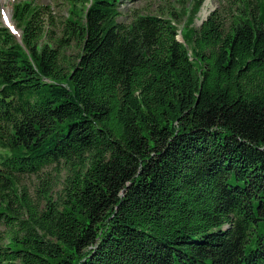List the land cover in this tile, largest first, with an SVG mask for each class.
Instances as JSON below:
<instances>
[{"label":"trees","instance_id":"obj_1","mask_svg":"<svg viewBox=\"0 0 264 264\" xmlns=\"http://www.w3.org/2000/svg\"><path fill=\"white\" fill-rule=\"evenodd\" d=\"M65 1L0 18V264H264V0Z\"/></svg>","mask_w":264,"mask_h":264},{"label":"rangeland","instance_id":"obj_2","mask_svg":"<svg viewBox=\"0 0 264 264\" xmlns=\"http://www.w3.org/2000/svg\"><path fill=\"white\" fill-rule=\"evenodd\" d=\"M15 1L18 0H0V18L1 21L9 27L14 32V35L17 39L21 38V31L16 27L15 22L12 19V5ZM37 3L40 4H48L51 6L53 13L58 15L66 14L69 10L67 8V4L65 0H35ZM184 1V2H181ZM195 0H122L119 4L120 15L118 16V20L122 22H129L134 15V13H158L159 11L166 10L169 7L172 9H177L176 11L179 12L182 10V7L185 6L189 8V6ZM239 0H202L201 4L197 9V13L194 18V22L190 24H184L186 17L180 20V24L178 27V36L182 38V34H186L192 27L199 26L201 21L206 19L209 13L220 7L223 4L224 6L221 8V11L225 12L224 7L228 2L231 4L239 3ZM5 11L10 16V20L14 23L15 28L17 30V34L15 31L9 26V23L6 19ZM203 11L205 14H203ZM187 14H189V9L187 10ZM12 32V33H13ZM53 167H48V170ZM24 183L28 186L31 193H33L37 187L36 177L34 175H28L24 177ZM61 188V184H57L53 190L54 196H57L59 189Z\"/></svg>","mask_w":264,"mask_h":264},{"label":"bare ground","instance_id":"obj_3","mask_svg":"<svg viewBox=\"0 0 264 264\" xmlns=\"http://www.w3.org/2000/svg\"><path fill=\"white\" fill-rule=\"evenodd\" d=\"M5 14H6V19H7V22L9 23V26L15 31V33L17 34V30L15 28V25L14 23L10 20V16L8 15V13L5 11ZM203 14H205V12L203 11ZM18 35V34H17Z\"/></svg>","mask_w":264,"mask_h":264},{"label":"water","instance_id":"obj_4","mask_svg":"<svg viewBox=\"0 0 264 264\" xmlns=\"http://www.w3.org/2000/svg\"><path fill=\"white\" fill-rule=\"evenodd\" d=\"M203 21V20H202ZM201 21V22H202ZM11 30V29H10ZM11 32H13L12 30H11ZM14 33V32H13ZM177 38H178V40H180V41H182V38L181 37H179V36H177Z\"/></svg>","mask_w":264,"mask_h":264}]
</instances>
